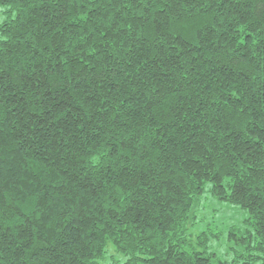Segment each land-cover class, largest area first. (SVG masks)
<instances>
[{
	"label": "trees",
	"instance_id": "1",
	"mask_svg": "<svg viewBox=\"0 0 264 264\" xmlns=\"http://www.w3.org/2000/svg\"><path fill=\"white\" fill-rule=\"evenodd\" d=\"M0 264H264V0H0Z\"/></svg>",
	"mask_w": 264,
	"mask_h": 264
},
{
	"label": "rangeland",
	"instance_id": "2",
	"mask_svg": "<svg viewBox=\"0 0 264 264\" xmlns=\"http://www.w3.org/2000/svg\"><path fill=\"white\" fill-rule=\"evenodd\" d=\"M247 213L241 209L233 207L230 204H224L220 201L210 199L205 202V210L198 214V225L193 231L197 232L200 228H205L208 224H215L219 229L223 230L224 234L219 240H215L212 243L218 254L227 259H231V254L227 253L229 242L226 239V232L230 225L240 224L245 218Z\"/></svg>",
	"mask_w": 264,
	"mask_h": 264
}]
</instances>
